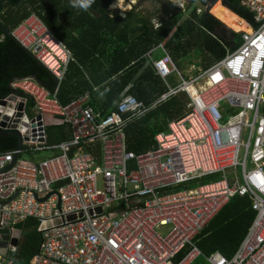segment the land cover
<instances>
[{
    "label": "built area",
    "instance_id": "obj_1",
    "mask_svg": "<svg viewBox=\"0 0 264 264\" xmlns=\"http://www.w3.org/2000/svg\"><path fill=\"white\" fill-rule=\"evenodd\" d=\"M241 5L252 17L250 30L190 80L163 44L155 46L161 57L148 58L167 91L149 106L122 94L103 115L88 93L61 105L56 89L31 78L10 83L0 100L16 101L0 111V130L18 133L21 144L0 154L6 256L15 226L33 219L40 244L29 264H264V0ZM10 36L61 82L73 58L41 19L31 14ZM174 74L181 84L171 88L166 79ZM200 81L206 88L192 92ZM179 92L188 99L186 115L154 136V150L128 152L126 126ZM62 125L69 139L46 145V128ZM51 151L58 153L25 158ZM234 196L247 197L254 212L245 236L228 258L204 255L194 239ZM6 256L0 264H16Z\"/></svg>",
    "mask_w": 264,
    "mask_h": 264
},
{
    "label": "trees",
    "instance_id": "obj_2",
    "mask_svg": "<svg viewBox=\"0 0 264 264\" xmlns=\"http://www.w3.org/2000/svg\"><path fill=\"white\" fill-rule=\"evenodd\" d=\"M210 1L199 0L201 12L197 14L196 8L191 9L187 18L178 24L182 12L157 18V11H148L146 16H141L131 10L122 19L111 18L107 8L113 0H93L87 10L72 7L69 0H6L0 6V99L10 94L13 80L33 78L51 93L56 89L61 105L87 92L90 104L103 115L122 94L132 95L149 106L167 91L154 71L145 65L143 55L151 47L163 42L172 61L202 51L210 66L211 62L223 57L225 49L232 50L240 42V33L217 36L223 24L236 32L249 31L243 21L252 25V17L241 5L242 0H221L224 7L215 3L210 9L211 15L205 9ZM169 5L176 9L171 3ZM31 14L41 19L72 55L73 61L68 64L59 85L50 72L10 36V32ZM153 18L160 23L157 29L151 25ZM187 103L186 95L179 92L128 124L125 128L126 150L133 154L154 150V136L163 132L168 122L183 118L188 112ZM31 106L28 102V117ZM45 137L46 145H56L67 141L69 134L64 125L50 126L45 130ZM17 144L16 136L0 135V154L15 150ZM212 180L214 177L169 190L179 191ZM253 218L250 200L234 196L194 241L204 255L218 251L228 258L243 239ZM36 227L33 219L24 222L18 248L9 254L16 264H28L37 252L40 236Z\"/></svg>",
    "mask_w": 264,
    "mask_h": 264
},
{
    "label": "rangeland",
    "instance_id": "obj_3",
    "mask_svg": "<svg viewBox=\"0 0 264 264\" xmlns=\"http://www.w3.org/2000/svg\"><path fill=\"white\" fill-rule=\"evenodd\" d=\"M169 1L173 3V0H169ZM130 2H132V4ZM136 2H137V0H121V2H116L115 0H113L111 5L114 4L115 8L110 9V7H108L107 10H109L108 12L111 14H114L115 16H124L125 12L128 11L130 7H132V10L135 13L140 14L141 16H146L148 11H157L158 12V14L156 15L157 18L168 17V14L166 12H162L163 10L161 8H159L161 10L160 11L158 9V6L154 3L147 1L140 6H135L134 4ZM217 2L220 3V0H218ZM173 4H175V3H173ZM182 4H183V6L180 7V10H181L180 12L183 13V17L180 19L178 24H181L187 18V16L189 15L188 12L191 10V8L186 6L185 2H183ZM197 6H199V5H197ZM188 8H189V10H188ZM209 14L211 15L210 11H209ZM153 19H156V18H153ZM224 26H226V25H224ZM239 32H245V31H239ZM171 58H172V56H171ZM205 59H206L205 53H203L202 51H199V52H191L188 55H186L185 57H182L180 60L173 61V63L175 65V67L177 68L179 74L183 78V80H190L193 77H195V75L200 70L209 66V64L207 63V61ZM212 63L213 62H211V64ZM166 81L171 88H176L181 84V81L177 78V76L175 74L169 76L166 79ZM204 88H206V83H204L203 81H200V82H197L196 84H194L193 87H191V91L194 92L196 90V92H198L200 89H204ZM29 114L31 115V112ZM165 130H166V127H165L164 131ZM51 155L52 154H50V153L44 152V153H40L37 156V158L38 159L47 158ZM247 168L248 169L250 168L248 164H247ZM196 264H205V262L203 260H199V262H197Z\"/></svg>",
    "mask_w": 264,
    "mask_h": 264
},
{
    "label": "water",
    "instance_id": "obj_4",
    "mask_svg": "<svg viewBox=\"0 0 264 264\" xmlns=\"http://www.w3.org/2000/svg\"><path fill=\"white\" fill-rule=\"evenodd\" d=\"M146 1H148V0H138L137 1V5H140V4H143L144 2H146ZM150 1H152V2H155V3H157L164 11H167V12H172V13H174V14H177L178 12H180V9H175V10H173L172 9V7H170L169 6V1L168 0H150ZM218 0H211L210 1V3L206 6V11L207 12H209L210 11V9L212 8V6L217 2ZM4 2H6V0H0V6L4 3ZM220 4L224 7V5H223V3H222V1L220 0ZM230 29H228L226 26H224L223 25V27L220 29V30H218V32H217V36L218 37H223L224 36V34L225 33H227V34H230ZM229 40H232V38L231 37H229L228 38ZM16 101V96L15 95H12V96H9L7 99H6V101H3V100H0V111L3 109V107H5L6 106V103L8 102L9 104H8V107L9 108H11L12 107V105H11V103H13V102H15ZM22 109H23V104H20L19 106H18V110L19 111H22ZM8 113H9V111H7ZM6 112V113H7ZM26 121V119H24V122ZM25 124H23V126H24ZM20 130H22V128L20 129ZM14 135V136H16L17 137V139H18V146H17V148H19L20 147V144H21V139H20V137H19V135H18V133H16V132H5V131H2V130H0V135L1 136H5V135ZM16 227V229H17V231H15L14 233H13V238L11 239V240H9V245H10V247L8 248V250L10 251V252H15V249H16V246L18 245V240H19V237H20V232H21V230H22V227H23V224H18L17 226H15ZM0 235H1V237H0V255L1 256H6V249H5V247L7 246V242H8V239H9V236H8V232L6 231V230H3V231H0Z\"/></svg>",
    "mask_w": 264,
    "mask_h": 264
},
{
    "label": "crops",
    "instance_id": "obj_5",
    "mask_svg": "<svg viewBox=\"0 0 264 264\" xmlns=\"http://www.w3.org/2000/svg\"><path fill=\"white\" fill-rule=\"evenodd\" d=\"M138 1V0H137ZM169 1V0H168ZM147 2V1H146ZM148 2H151V3H154V4H156L157 6H158V8H161L157 3H155V2H152V1H150V0H148ZM181 2L183 3V2H185V4H186V6H190V8L191 9H193V8H196V10H198V9H201V6H200V4H199V0H193L192 2H191V0H181ZM131 4H132V2H130ZM145 3V2H144ZM169 3H171L172 5H176V4H173L172 2H170L169 1ZM135 6H140V5H142V4H140V5H137V2L134 4ZM197 5H199V6H197ZM111 6V5H110ZM109 6V7H110ZM170 7H172L171 5H169ZM176 7V9L178 8V9H180L177 5L175 6ZM162 9V8H161ZM173 9V8H172ZM216 9V7L213 9V11ZM132 10V7H130L129 8V10L128 11H126L125 12V14H124V16H117V17H119L120 19H122V18H124L125 17V15L129 12V11H131ZM163 10V9H162ZM173 10H175V9H173ZM107 11H109V10H107ZM115 11V10H114ZM113 11V12H114ZM164 11V10H163ZM181 11V10H180ZM164 12H166L167 14H168V16L170 15V13L171 14H174V13H172V12H167V11H164ZM212 12V11H211ZM109 13V12H108ZM179 13V12H178ZM110 14V16H111V18H114V17H116L114 14H111V13H109ZM238 18V17H237ZM238 19H240V18H238ZM240 20H242V19H240ZM243 21V20H242ZM152 22H157V23H159L158 22V20L157 19H152L151 20V25H152V27H153V29H157L155 26H153V24H152ZM244 22V24H245V29H248V30H250V27H249V25L245 22V21H243ZM160 24V23H159ZM158 44H163V46H164V43L163 42H161V43H158ZM157 44V45H158ZM156 45V46H157ZM165 47V46H164ZM166 49V48H165ZM167 51V50H166ZM150 52H152L151 53V58H152V60H156V59H158V58H160L161 57V54L159 53L160 51L159 50H156L155 49V46H153V47H151L148 51H147V53L146 54H144L143 55V58H144V60H145V65L146 66H149L151 69H152V67H151V62H150V60H149V58H148V54H150ZM153 70V69H152ZM154 71V70H153ZM155 73V72H154ZM156 75V74H155ZM24 79V78H23ZM31 79H33V78H31ZM18 80V79H17ZM34 80V79H33ZM14 81V80H13ZM35 81V80H34ZM36 82V81H35ZM37 83V82H36ZM60 83V82H59ZM59 83H58V85H59ZM163 83V82H162ZM38 84V83H37ZM163 85H164V83H163ZM103 86V85H102ZM131 86V84L128 86V87H130ZM165 86V85H164ZM165 88H166V86H165ZM95 90H96V92L98 91L99 92V89L97 88V87H95ZM166 90H167V88H166ZM85 93H87V92H85ZM98 98H100L101 97V93H100V95L99 96H97ZM97 99V98H96ZM119 100V98L117 99V101ZM117 101L113 104V106L108 110V112L110 111V110H112L113 108H114V106H115V104L117 103ZM48 127H50V126H48ZM47 127V128H48ZM17 146H18V144H17ZM44 153V152H43ZM46 153H50V154H52V155H56L58 152L57 151H51V152H46ZM25 158H29V159H31L32 161H38V160H40V159H38L37 158V156H31V157H29V156H25ZM42 159H44V158H42ZM23 226H24V224H23ZM250 226V225H249ZM249 228V227H248ZM22 229H23V227H22ZM21 232H22V230H21ZM21 232H20V237H21ZM247 232V231H246ZM245 236V235H244ZM19 241H20V238H19V240H18V243H19ZM19 245V244H18ZM18 245L16 246V249H15V252H16V250H17V248H18ZM15 252H12V254L13 253H15ZM35 255V254H34ZM33 255V256H34ZM32 256V257H33ZM7 258H10V259H12L11 257H10V255L9 254H7V256H6ZM32 259V258H31ZM30 259V260H31ZM13 260V259H12ZM14 261V260H13ZM30 262V261H29ZM29 264V263H28Z\"/></svg>",
    "mask_w": 264,
    "mask_h": 264
},
{
    "label": "clouds",
    "instance_id": "obj_6",
    "mask_svg": "<svg viewBox=\"0 0 264 264\" xmlns=\"http://www.w3.org/2000/svg\"><path fill=\"white\" fill-rule=\"evenodd\" d=\"M69 3L74 8H79L81 10H87L93 3V0H69ZM230 33H233V32L230 31ZM237 33L241 34L242 32H237Z\"/></svg>",
    "mask_w": 264,
    "mask_h": 264
},
{
    "label": "bare ground",
    "instance_id": "obj_7",
    "mask_svg": "<svg viewBox=\"0 0 264 264\" xmlns=\"http://www.w3.org/2000/svg\"><path fill=\"white\" fill-rule=\"evenodd\" d=\"M116 2H121V0H115ZM173 2L180 8L183 6L181 0H173ZM115 8V5H111L110 6V9H114Z\"/></svg>",
    "mask_w": 264,
    "mask_h": 264
}]
</instances>
